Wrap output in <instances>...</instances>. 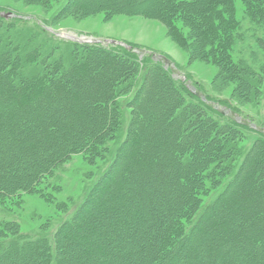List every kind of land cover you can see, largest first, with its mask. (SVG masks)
<instances>
[{
	"label": "rangeland",
	"instance_id": "rangeland-1",
	"mask_svg": "<svg viewBox=\"0 0 264 264\" xmlns=\"http://www.w3.org/2000/svg\"><path fill=\"white\" fill-rule=\"evenodd\" d=\"M137 1L0 0V13L8 16L6 22L0 24V75L2 80L18 83L20 79L17 76V70L24 77V74H33L34 68L43 69L44 65L45 69L48 67L49 70L52 67L55 69L52 75L57 80L56 84L68 85L66 96L63 95L56 104L53 103L50 106V110L45 111L46 116L42 121L35 120V123L26 126L24 122H21L16 130L15 142L10 132L12 119H6V114H3L7 132L4 133L5 135L0 133V174L2 177H11L17 173L26 176L27 169L33 166L34 161L41 158L46 160L52 154L50 153L52 147L46 141L39 142L38 147L31 150L37 132H63L61 138L55 139L58 149L66 144L65 136L66 140H72L82 134L85 139H89L95 127L103 129L101 133L107 132L102 135L101 140L104 139V141L100 140L90 152L72 154L54 178L49 180L48 185H43L35 193L23 192L7 200L4 214H0V231L4 225L16 223L15 228H18L16 232L23 238H32L46 233L53 241L59 229V223L62 224L76 215L79 205L87 200L92 191H95L97 186L95 187L94 183H97L99 175L108 168V163L114 159H117L119 164L125 158L127 160V156H130L127 152L133 148L131 144L135 146L132 154L142 153V151L146 154L158 152V157L163 156L160 143H165L166 151L170 153H172L171 145H176L177 148L174 150L179 159L191 158L196 162L202 160L206 164L212 159L213 154L218 152L214 147V142L213 145L209 142V136L213 134V130L209 129L208 136L204 135V131H207V115L211 117L217 108L224 110L228 119L232 118L246 125V128L240 129L239 133L241 142L238 143L241 148L244 146L249 152L259 144V139L263 137L260 132L264 133V20L247 13L245 0H234L232 5H224L220 2L213 6L206 4L208 0H178L184 2L185 8L177 6L178 8L175 9L174 4L169 3L164 15L155 13L148 15L154 6L153 2L151 7L146 9L144 3L139 5ZM215 12H219L225 19L229 18L227 17L229 13L235 19L234 40L228 50L225 48L226 51L221 50L223 45L219 43L220 39L224 38L223 31L210 37L209 32L206 34V30L202 28L204 16H214ZM215 23L218 28L217 20ZM62 35L73 36L75 40L65 39ZM78 39L86 42H80ZM93 46L113 51V55L107 57L94 51ZM29 56L31 59H36L37 64L31 62L33 65L28 64L24 69L25 61L23 60V63L21 61L28 59ZM133 56H137L136 59H148L149 61L147 64L150 70L146 74L141 72L145 78L141 83L139 82L140 72L137 73L138 76H135V71L131 66L121 64V60H117L134 59ZM18 63L20 68L16 71H6L7 67L11 68L12 64ZM77 63L86 64L82 74L71 70L72 66ZM3 69H5L4 72L6 71L4 74L1 73ZM166 76L169 81L165 78ZM183 83L191 85L194 92L202 98L199 100L186 92ZM135 91H137L136 94H134ZM0 93L3 94L4 106H9L4 98L6 100L10 98L9 102H11L14 95L10 94L5 84L0 85ZM98 101L99 105L96 104ZM137 101L140 102L139 110L134 106ZM202 101L212 109L200 108L204 106ZM188 103L196 104L198 107L196 106L195 109L191 107L184 111L182 107L184 104L188 106ZM173 106L179 107L178 111L181 114L179 118L174 116ZM138 111V114L143 117L141 122L144 120L142 125H145L147 131L143 130L141 134L140 122L136 124L134 133L139 128L140 138L152 136L153 142L150 144L152 148L145 151V140L136 138V142L130 141L129 143L128 141L125 147H129L128 149L123 147V150L120 149L117 153V144L127 137L119 138L120 141L117 139L120 132L117 123L120 122L124 129L135 127V124L131 125V123L137 117ZM110 112L114 115L109 114ZM117 112L120 113L117 114ZM183 113H185L184 116ZM86 116L88 119L85 118ZM192 118L196 123L190 122ZM199 119L201 123H197ZM23 126L25 127L23 134L19 136L18 130H22ZM92 127H94L93 131H91ZM108 128L111 130L107 131ZM135 136L138 137V134L136 133ZM90 142V145L95 143L94 140ZM205 145L210 147L203 152ZM136 146L139 148L137 149ZM164 158L171 163L165 164L168 167L166 169L171 170L175 167L176 173H186L185 161L179 165L171 162L169 155ZM238 163L235 162L232 171H227V173L238 170L240 168L237 169ZM248 164V167L255 166V172L249 176V178H255L257 171L264 169V151H258ZM244 168L239 173L237 182L229 186L225 194V199L235 197L236 202L229 206L231 210L227 208L226 211L230 215V211L235 215L239 214V220H236V224L228 225L230 229L227 231L224 229L222 218L217 217L220 221L219 227L209 229L207 227L205 230L198 227L197 234L191 239L197 241L193 243L190 240L189 242H192L194 248L200 243L198 236L199 238L206 237V234L215 232L218 237L215 243L222 248L227 247L228 256H233V250L237 254H234L235 257L241 255L239 264H254L255 262L252 263L249 259L253 256L256 257L257 264H264L263 254L259 255L256 248L240 246V243L245 242L250 235L245 232L247 223L250 225L264 220V213L256 208L258 204L255 207L254 205L249 206L248 199L246 200V194L258 196L261 191V196H263L260 198L261 202L264 200V181H260L261 187L259 188L258 186L255 188L254 185H245L244 177L240 178ZM147 171L151 173L150 170ZM260 177L263 178V174ZM138 183L143 186H138L136 189L133 187L132 195L127 191L126 196L128 199H133V197L137 199L135 203L133 200L130 201L132 204L137 203L139 210L144 211L140 217L143 219L142 222L132 226L125 236L122 235V239L115 242L114 228L117 227L125 233V230L121 229L120 220L112 216L108 219L101 216L105 222V226L101 227L100 223L103 221L102 218L99 219L98 214L97 225L90 223L87 230L94 235L96 228L100 226L98 231H101L103 237L101 246L94 244L97 249L93 251L94 246L91 247L88 240L87 245L81 243L82 246L77 241H72V243L69 241L64 244L66 256H62L67 258L65 261L68 260V264H104L107 258L100 257L101 251H106L111 264H150L149 261L155 258V250L159 249L157 232L163 231L174 218L182 213V210L188 211L189 205L186 207L181 205H184L186 201L184 197L189 193L187 187L175 185L172 180L168 179L164 189L159 188L160 185L146 183L141 178ZM168 183L170 192L167 195L164 191L168 189ZM106 185L107 183L102 184L101 188ZM206 185L212 188L210 194L208 192V197H205L206 201L210 202L217 198L223 188L218 186L221 187L219 193L214 194L216 187L211 183ZM110 188L113 190L112 185ZM175 198L179 200L172 201ZM189 201L188 199L186 203ZM132 204L130 206L135 210ZM246 212L248 221L242 223L240 218L244 216L241 215ZM207 214L213 218L216 210H210ZM239 224L243 227L242 232L236 228ZM260 229H262L261 224ZM77 231L84 236L79 229ZM236 232L239 233L237 243ZM97 239L98 237L96 241ZM191 248L189 247L183 259L179 258L174 264L223 263V257L215 260L206 256V252L201 253L199 247L194 251ZM239 250L242 252L240 255L237 252ZM25 262L26 260L17 259L15 264H25ZM151 264L156 263L152 261Z\"/></svg>",
	"mask_w": 264,
	"mask_h": 264
},
{
	"label": "trees",
	"instance_id": "trees-1",
	"mask_svg": "<svg viewBox=\"0 0 264 264\" xmlns=\"http://www.w3.org/2000/svg\"><path fill=\"white\" fill-rule=\"evenodd\" d=\"M138 0L137 3L140 5L145 4L144 8L148 9L151 7V3L153 2L154 6L150 9L148 15L156 14V15H164L166 14V10L168 8V4H174V7L176 9L177 6L179 8L184 7V2H179L178 0ZM206 4L208 5H216L217 3H222V4H231L233 3L234 0H208ZM245 5H246V11L247 13H251L255 16L260 17L261 19L264 20V0H245ZM181 6V7H180ZM173 7V6H172ZM178 8V7H177ZM215 8V7H213ZM145 9V10H146ZM170 10V9H169ZM179 10V9H177ZM257 13V14H255ZM227 17L228 19H225L220 13L215 12L214 16H204L203 21H202V28L203 30H206V32H209L210 37H214L217 32H222L223 31V37L220 39V44L223 45L221 50L226 51L228 50L229 46H232V40H234L233 34L235 27V19L228 13ZM8 16H2L0 15V24H4L6 22V19ZM218 18V19H215ZM217 20L219 27L217 28V24L215 23V20ZM225 20V21H223ZM207 34V33H206ZM84 47V46H83ZM98 46H93L94 51L102 53L103 55L110 57L113 55V51H109L105 48H97ZM226 48V50H225ZM128 51V50H127ZM93 52V51H92ZM130 52V51H128ZM134 59H117L121 60V64H126L128 66H131L133 70L135 71V76L139 75V82H143L144 75L141 74L143 71L144 74H146L150 70V66L147 64L149 63L148 59H136L137 56H133ZM3 60V59H1ZM23 60L25 61L23 63ZM37 64L36 59H31L29 56L28 59H22L21 63L24 64V69L26 66L29 64ZM20 63V64H21ZM143 63V66H142ZM23 64H22V70H23ZM33 65V64H32ZM134 65V66H133ZM145 65V66H144ZM13 66V67H12ZM11 68L10 66L7 67L6 71L9 72H14L18 68H20L19 63L18 64H12ZM86 64H74L72 66V69L74 72L76 71L77 74H82L84 72ZM154 67V66H152ZM41 68V67H40ZM39 67L34 68L32 72L33 74L30 75H23L20 74V71L17 70V76H19L18 83H12L11 81H3L2 76L0 75V85L6 86L10 94H13V98L11 99V102H9L10 98L5 101H7V104L9 106H4V103H2V98L3 94L0 93V133L4 134L7 132V125L6 122L4 121V118L7 117L6 119L11 118L12 122L10 125V132L13 138V141H16V130L18 127H20L21 122L25 123L26 125H30L31 123H35V120H40L42 121L44 119V116H46L45 111L50 110V106L56 104L60 100L63 95L66 96V91L68 90L67 86L64 84H56L55 82L57 81L56 78L52 75L55 73V69L52 67V69L49 70V67L47 69L44 68L40 69ZM155 68V67H154ZM156 70H159L155 68ZM3 72V74L6 72ZM154 69H152L153 71ZM162 74V72H161ZM164 74V73H163ZM18 78V77H17ZM144 78V79H143ZM166 79L169 78L168 76L165 77ZM23 79V80H22ZM25 79V80H24ZM142 80V81H141ZM186 84V82L184 81ZM183 83V87L186 92L191 94L193 97L198 98L199 100L202 98L199 96L197 93L194 92L193 87L191 89V85H185ZM140 91V90H139ZM138 91V92H139ZM137 91H135L134 94H136ZM70 96V95H69ZM10 97V95H9ZM70 98V97H69ZM99 100V99H98ZM138 100V99H136ZM104 101V99H103ZM102 101V102H103ZM181 102V101H180ZM198 102V101H197ZM203 102V101H202ZM10 103V104H9ZM132 103H134V100H132ZM179 103V102H178ZM96 104H100L99 101ZM180 104V103H179ZM189 107L186 106L185 104L181 105V107L184 109H190L191 107L195 109V107L198 105L196 104H191L188 103ZM204 106L200 107L202 109L204 108H211L208 107L205 102H203ZM132 106V104H131ZM137 107V109L140 107V102H136L134 105ZM221 106V105H220ZM224 106V105H222ZM15 107L16 110H15ZM225 107V106H224ZM175 107L173 106V109ZM179 107H176L175 110L173 111L174 116L176 118H179L181 114L178 111ZM212 109V108H211ZM210 109V110H211ZM96 110V109H95ZM139 110V109H138ZM52 111V108H51ZM94 111V110H93ZM186 111V110H184ZM212 111V110H211ZM6 114L5 117L3 114ZM120 113V112H119ZM117 112V114H119ZM139 111L137 112V117L132 121L131 125L135 124V127H127L124 129L123 126L120 125V122L117 123L119 126L118 130L119 136L117 139L120 141L122 137H126L125 140L122 142H119L117 144V153L122 149L123 147L125 148L126 145L131 143L130 141H135L136 138L138 140H145V151L148 149L152 148V136L148 135L147 138L141 137V134L143 130H145V125H142L144 120L141 119L140 114H138ZM179 115H178V114ZM206 113V112H205ZM109 114H112L110 112ZM116 114V115H117ZM122 114V112H121ZM185 113H183L184 116ZM114 115V114H112ZM115 115V116H116ZM226 112L221 109H216L211 115H207L208 117V122L206 123V129L207 131H204V135L208 136L210 133L208 130L212 129L213 134L209 136L210 140L209 142L212 143L214 142V147L217 148L216 151L213 154L214 156L211 157L212 159L204 164L201 161L196 162L195 159H186L182 160L179 159L178 156H176V152L174 148H177L176 145L172 146L171 145V150L172 153L169 151H166L167 145L165 143H160L159 146L162 147L161 149V155L162 157H158L157 153H148L146 154L144 151L142 153L137 152L136 154H132L133 149H135V146L131 144L133 148H131L127 153H129L130 156H127L126 158L121 161V164L117 162V159H114L113 161H110L108 164V168L104 170L102 174H100L99 179L96 180L97 183L95 182V191L90 193V196L87 198V200L79 205L76 215H74L72 218L66 220L64 223L60 224L59 223V229L56 233V236L54 237V240H51V237L48 236L46 233L44 234H39L36 237L32 238H23L22 235H19L18 228H15L16 223H11V224H6L3 226L2 231H0V264H15V261L17 259H23L26 260L25 264H68V260L65 261L66 259L64 258L66 256V247L64 244L68 243L69 241L72 243V241H77L79 244L85 243L87 245V240L89 245L94 246V244L101 246L102 242V235L101 231H98L100 226H105L104 222V217L107 219L112 217H116L118 220H120V225L121 229L125 230V233L123 231L114 228V241L117 242L120 239H122V235L125 236V234L128 232V230L132 226H136L139 223L142 222L143 219H140V217L144 214L143 210H139V207L137 206V203L135 201L137 199L130 198L126 196V192L129 191V194L132 195L133 187L136 189L138 186H143V184L138 183L139 179H144L146 183H154L155 185L159 186V188L164 189V186L167 184V179L172 180L173 184H178V186H183L187 187L188 189V196L184 197V205L182 204V207H186L189 205L188 211H183L180 215H178L172 222L166 226V228L163 229V231H158L157 232V240H158V250H155V255L153 259H151L149 262L151 264L152 261H154L156 264H174L176 263L179 258L187 254L189 251V247H192V251L198 250V247L200 248L201 253H205V255L210 256L214 258L215 260L220 259V257H223L222 261L224 264H239V260L241 259L240 253H242L240 250L237 251L238 255L240 257H235L234 250L233 256L230 257L227 254V247L222 248L221 246L216 244L215 241L218 240V237H216L215 232H211L209 235L206 234V237L201 236L202 240L198 238L199 245L195 246L193 248L192 242L195 243V241L191 240L194 238V236L197 234L196 229L198 227H201L202 230H205L207 227L208 229L210 227L216 228L219 227V220L217 217L224 221V229L227 231L230 229L228 225L234 224L236 220L239 217V214L235 215L234 213L231 212V215L229 212L226 211L229 206H232L233 203H235V197L229 199L228 197L225 199V194L229 188V186L235 184L238 180L239 173L245 166V170L242 171L240 178L245 180V185L253 186L256 188V186L261 187L260 181H264V177H260L262 174L264 176V169H261L257 171V175L254 177H250L252 173L255 172V166L253 167H248V163L251 159H253L258 151H264V133H262L263 137L259 139V144L255 147H253L249 152L248 150H245L246 147L243 146V148L240 147V129H245L246 125L243 123H238L234 119H228L226 117ZM14 117V118H13ZM84 118V117H82ZM85 118L88 119L86 116ZM110 119V117H109ZM189 119V118H188ZM206 120V119H205ZM231 120V121H230ZM207 121V120H206ZM140 131H137L134 133V130L136 129V124L140 123ZM191 123H196L195 120L192 118L190 120ZM189 122V124H190ZM197 123H201V119L197 121ZM209 123V126H208ZM199 125V124H198ZM93 128L91 131H93ZM25 129L23 126L22 130H18L19 136H22V131ZM111 129H107V131H110ZM98 131V132H97ZM103 129L101 128H94V132H89L90 133V140L85 139L82 134L78 135L77 138H74L72 140H66L67 137L65 136V145L60 147L59 149L57 148L55 144V139L61 138L63 132L59 131L57 132H52V133H36V138L35 141L32 142L31 145V150L36 149L39 145V142L46 141L48 142V145L51 146L52 148L50 149L52 153L49 155V157L44 160V159H39L37 161H34L33 166H31L29 169H27L28 174L26 176L24 175H19L18 173L15 174L14 176L11 177H2L0 174V214H4L5 210V205L6 201L10 200L11 198H14L20 193L23 192H29V193H35L41 188L43 185H48L49 180L53 179L55 174L59 171L61 166L64 164L66 160H68L69 157H71L72 154L79 153V152H90V150L93 148V146L98 145L100 142L102 135H104L107 132L101 133ZM130 131V132H129ZM147 131V130H145ZM150 131V130H149ZM257 132V131H256ZM123 133V136H122ZM138 134V137L135 136V134ZM152 133V131H151ZM258 133V132H257ZM259 133V134H260ZM6 134V133H5ZM4 134V135H5ZM61 134V135H60ZM101 134V135H99ZM203 134V132H202ZM200 134V135H202ZM60 135V136H59ZM115 136V135H114ZM117 136V135H116ZM205 136V137H206ZM113 138V134L111 135ZM120 138V139H119ZM201 138V137H200ZM239 138V139H238ZM238 139V140H237ZM21 140V139H19ZM94 140V144L90 145L91 142ZM116 140V139H113ZM104 139L101 140L103 142ZM38 142V143H37ZM136 142V141H135ZM165 144V145H164ZM101 145V144H99ZM137 149L139 146H136ZM210 146H203V152L207 150ZM129 148V147H128ZM125 148V149H128ZM93 150V149H92ZM123 150V149H122ZM201 151V150H200ZM144 152V154H143ZM240 153V155L238 154ZM143 154V155H142ZM169 155L171 157V162L177 163V164H182V161H185V166L186 167V173L185 174H179L176 173V168L173 167L171 170L166 169L165 164H171L168 162L167 158L165 159L164 156ZM251 156V159H249ZM240 161V162H239ZM236 162L238 163V167L235 172L233 171L232 173H227V171L231 172L233 169V164ZM235 164V165H236ZM215 167H214V166ZM254 165V164H253ZM118 167V169H116ZM213 167L210 171V168ZM259 168V166H258ZM176 169V170H175ZM117 170V171H116ZM147 170H150L148 172ZM246 173V175H245ZM245 175V176H244ZM248 175V176H247ZM150 178V179H146ZM254 178V181H252ZM240 180V179H239ZM251 180V182H250ZM255 180H257L255 182ZM166 181V182H165ZM195 181V182H194ZM170 182V181H169ZM107 183L106 187L104 186L101 188L102 184ZM207 183H211V185H214L216 187V190L214 191V194H216L220 189L223 188L217 198L214 200L208 202L206 201L205 197H208L210 194V191L212 188H210ZM141 184V185H140ZM169 184V183H168ZM197 184V185H195ZM113 186L110 188V186ZM193 185L195 187H193ZM221 186V187H218ZM166 191H164V194L170 192V184L167 187ZM209 188V190H208ZM218 188V189H217ZM257 188V189H258ZM211 189V190H210ZM131 190V191H130ZM209 192V194H208ZM93 193V195H92ZM262 191L260 194L257 195H252V194H246V200L248 199L247 203H249V206L254 205L255 207L256 204L258 208L257 210L259 212L264 213V200L261 202V196ZM131 197V196H129ZM136 198H139V196H136ZM173 199L172 201H177L179 199ZM190 200L188 203H186ZM264 199V198H263ZM130 200H133L134 203L132 204ZM223 200L225 202H223ZM183 202V201H182ZM135 206V210L130 206L131 204ZM186 204V205H185ZM170 206V204H169ZM4 208V209H3ZM227 209V210H228ZM216 210V214H213V218L210 217L209 214H207L209 211ZM258 213V212H257ZM99 214V219L102 218V223H100V226L96 228V233L94 235L90 234V232L87 230L88 225L91 224H96L97 223V216ZM220 215V216H216ZM247 212L243 213L241 216L240 220L241 222H247ZM183 216V217H182ZM95 218V219H94ZM239 220V219H238ZM206 221V222H205ZM205 222V223H204ZM205 224L204 226L202 224ZM240 223V222H239ZM258 223V224H257ZM257 223H252L250 225H246V233H249V237H247V240L245 242H241L240 246H252L258 250V253L260 255L263 254V261H264V220L257 221ZM236 224V223H235ZM238 224V223H237ZM260 224L262 225V229H260ZM97 225V224H96ZM259 225V226H258ZM15 228V230H14ZM236 228L243 230V227L239 224ZM79 229L83 235H80L79 232L77 231ZM10 230V231H9ZM260 230V231H259ZM231 231V230H230ZM9 232V233H8ZM206 233V232H205ZM245 233V234H246ZM253 235V236H252ZM236 236V243L239 241V233H235ZM96 237H98L96 241ZM252 238V239H249ZM232 239V237L230 238ZM229 239V240H230ZM249 239V240H248ZM192 242H189V241ZM98 243V244H97ZM190 245V246H189ZM82 246V244H81ZM231 248V247H230ZM237 248V247H235ZM245 248V247H244ZM97 248H93V251H95ZM190 249V250H191ZM261 250V251H260ZM99 253V251H96ZM191 253V252H190ZM203 255V254H201ZM237 255V254H236ZM64 256V257H62ZM110 256V255H109ZM189 257L191 256L188 255ZM253 256V255H251ZM100 257L106 259L107 261L104 262V264H111V260L108 259V254H106V251H101L100 252ZM227 258V259H226ZM252 263L257 264L258 261L255 256L249 257ZM168 260V261H165ZM63 261H65L63 263ZM221 261V262H222ZM166 262V263H165ZM222 263V264H223Z\"/></svg>",
	"mask_w": 264,
	"mask_h": 264
},
{
	"label": "water",
	"instance_id": "water-1",
	"mask_svg": "<svg viewBox=\"0 0 264 264\" xmlns=\"http://www.w3.org/2000/svg\"><path fill=\"white\" fill-rule=\"evenodd\" d=\"M62 36L65 37V38H67V39H70V40H75V37H73V36H64V35H62ZM78 41H80V42H86L83 39H78Z\"/></svg>",
	"mask_w": 264,
	"mask_h": 264
}]
</instances>
